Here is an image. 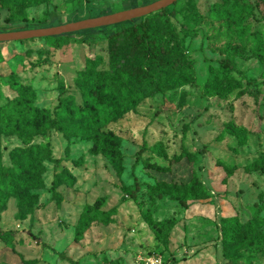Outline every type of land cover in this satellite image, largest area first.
<instances>
[{
	"label": "rangeland",
	"instance_id": "1",
	"mask_svg": "<svg viewBox=\"0 0 264 264\" xmlns=\"http://www.w3.org/2000/svg\"><path fill=\"white\" fill-rule=\"evenodd\" d=\"M156 1L35 0L15 9L26 23L0 24V33L59 26ZM236 3L243 8L240 17ZM51 11L56 13L49 16ZM172 11L170 26L160 20L156 25L163 42L183 48L194 76L182 87L146 98L105 129L121 138V157L101 153L90 136L66 138L50 130L34 138L32 143L52 149L45 186L31 191L39 197L31 209L21 210L10 197L0 211V228L15 234L9 242L0 240V264H137L154 255L176 264H223L224 219L244 225V234L256 221L250 230L264 233V221L251 208L264 198V0H181ZM181 26L196 35L184 37ZM114 29L72 33L58 51L43 39L3 43L0 107L18 96L21 85L36 91V105L53 110L60 80L82 105L77 75L95 54L101 57L98 68H108L106 39ZM83 39L94 45L78 43ZM226 54L236 59L239 72L209 94L211 68ZM28 143L3 133V164L11 166L13 150ZM57 175L73 180L57 184L55 193ZM196 180L208 195L182 201L159 196L156 189L164 182ZM98 212H110V220L92 221ZM84 217L91 222L81 229ZM259 217L264 220V208ZM242 232L230 250L243 243ZM238 256V264L249 258L250 264H264V248L255 245L239 249Z\"/></svg>",
	"mask_w": 264,
	"mask_h": 264
},
{
	"label": "trees",
	"instance_id": "2",
	"mask_svg": "<svg viewBox=\"0 0 264 264\" xmlns=\"http://www.w3.org/2000/svg\"><path fill=\"white\" fill-rule=\"evenodd\" d=\"M34 1L0 0V24L12 26L26 23V16L17 14L15 9L17 6L32 4ZM178 2L132 23L125 22L113 26L115 29L107 34L106 39L108 68H98L101 57L95 54L89 57L86 67L77 75L75 84L80 92L82 105L77 104L74 97L67 94L68 89L60 80V97L53 110L36 105V91L21 85L17 88L18 96L9 105L0 107V143L3 133L21 137L29 142L27 146L13 150L11 166L3 164L0 146V211L10 197L17 198L21 210H29L39 201L38 195L31 194V191L44 188L45 162L51 159L52 149L47 143H32L34 138L45 135L50 130L62 133L66 138L90 136L94 138L96 148L101 153L111 158L121 157L118 149L121 138L106 132L105 129L127 113L134 111L146 98L165 94L175 87H182L194 76L192 62L183 48L171 46L170 41L163 42L162 30L156 25V21L160 20L170 26V19L176 17V12H169V9ZM234 10L238 17L243 13V8L238 3L235 4ZM54 13L56 12L51 11L49 16ZM102 15L100 13L95 17ZM171 32L175 33V30ZM181 33L184 37L196 35L194 30H189L186 26H181ZM70 37V34H66L42 39L51 41L53 48L58 51L62 49L63 42ZM33 40L37 39L28 41ZM21 42L25 41L14 43ZM78 43L86 46L94 45L89 39L79 40ZM2 44L0 43V47ZM234 72H239L236 59L226 54L217 69L211 68L208 86L205 89L209 94H217L221 84L231 79ZM243 135L242 131L238 133L241 143L245 142ZM147 149L148 146L144 143L142 151ZM72 180L71 176H55L54 191L57 184ZM156 189L159 196L170 195L182 201L193 199L197 195H208L206 189L197 180L180 185L164 182ZM150 190L154 192V189ZM251 208L253 216L264 221L259 217V210L264 208V198L261 197L259 202L251 205ZM110 216V212H98L92 221L106 222L110 220ZM90 222L91 220L84 217L80 220L79 227L85 229ZM251 225L250 229L256 227L257 222H252ZM243 226L238 221L226 219L222 221L223 264H238L241 259L238 256L239 249L251 245L264 248V233L250 229L248 231L246 228L247 233L244 234ZM232 227L235 229L231 230ZM241 232L244 234L243 243L241 242L236 249L230 250L229 245L238 239L237 236ZM14 236L13 231H3L0 228V240L9 242ZM247 261L248 264L251 263L250 258Z\"/></svg>",
	"mask_w": 264,
	"mask_h": 264
},
{
	"label": "water",
	"instance_id": "3",
	"mask_svg": "<svg viewBox=\"0 0 264 264\" xmlns=\"http://www.w3.org/2000/svg\"><path fill=\"white\" fill-rule=\"evenodd\" d=\"M180 0H159L154 3L102 15L95 18H88L76 22H70L59 26L39 28L32 30L14 31L0 33V43L28 41L48 37H58L84 30H95L104 27L115 26L125 22H133L144 18L163 9L169 8Z\"/></svg>",
	"mask_w": 264,
	"mask_h": 264
},
{
	"label": "built area",
	"instance_id": "4",
	"mask_svg": "<svg viewBox=\"0 0 264 264\" xmlns=\"http://www.w3.org/2000/svg\"><path fill=\"white\" fill-rule=\"evenodd\" d=\"M137 264H176L170 259H164L162 256H149L140 258Z\"/></svg>",
	"mask_w": 264,
	"mask_h": 264
}]
</instances>
